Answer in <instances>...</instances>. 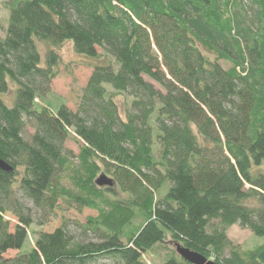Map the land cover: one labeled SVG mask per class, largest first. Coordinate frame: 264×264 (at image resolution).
Instances as JSON below:
<instances>
[{
	"label": "trees",
	"instance_id": "obj_1",
	"mask_svg": "<svg viewBox=\"0 0 264 264\" xmlns=\"http://www.w3.org/2000/svg\"><path fill=\"white\" fill-rule=\"evenodd\" d=\"M9 13L0 39V161L11 167L0 168V264H149L144 255L165 244L160 264H191L178 244L219 264H264V242L244 249L227 234L238 224L264 237V0H11ZM66 42L95 61L76 112L38 103ZM121 93L131 98L125 118ZM72 138L82 142L76 162L65 152ZM103 174L112 186L97 184ZM15 184L50 215L97 211L82 225L94 238L75 241L63 225L23 252L34 221Z\"/></svg>",
	"mask_w": 264,
	"mask_h": 264
},
{
	"label": "rangeland",
	"instance_id": "obj_2",
	"mask_svg": "<svg viewBox=\"0 0 264 264\" xmlns=\"http://www.w3.org/2000/svg\"><path fill=\"white\" fill-rule=\"evenodd\" d=\"M11 0H0V39L5 38L6 36V27L9 17V4ZM252 13V12H251ZM43 52L45 47L42 45ZM203 52L208 55L209 58L214 59V56L210 55L206 51ZM60 62H59V74L50 84V91L46 94L45 97L39 98V104H51L53 109H57L61 104H66L71 110L76 112L81 103V98L83 90L86 87L89 77L92 74L93 66L92 63L95 61L88 59L80 54H77L73 48L71 42H66L62 49L60 50ZM220 63L223 67H230L229 63L221 60ZM155 83V82H154ZM157 87H160L155 83ZM15 97V85L11 84L9 92L5 95V99L9 105L12 104ZM119 111L122 118L126 117L127 110L129 108L131 98L125 94H117L115 98ZM35 132L34 126L28 123L26 127V138L30 139V135H33ZM81 141L78 142L76 139H68L65 143V152L70 155V158L76 162L77 155L80 151ZM155 152H158V145L154 146ZM67 173L60 171V182L66 187L70 186V181L66 176ZM20 177H18L19 179ZM16 191L15 195L23 202L26 206H29L32 209V218L33 224L30 226L29 238L27 239L25 245L21 249L23 252L31 250L35 245L37 234L40 231H54L58 227L63 225L66 226V229L72 235L75 241L80 242H89L94 238V233L85 230L82 225H85L89 217L97 216L98 213L95 210L86 208L82 212L76 211L75 209L61 211L55 210V212L45 214L42 210L38 209L32 201L27 198L22 197L19 193L18 184L14 185ZM120 195V194H119ZM123 197V195H120ZM6 218L11 223V228L13 230L14 226L17 224L18 219L11 212L6 214ZM44 222V224H41ZM139 224V220L133 223L132 228H136ZM130 227V228H131ZM228 237L230 240L240 245L244 249H250L256 247L264 242L263 236H258L253 234L247 228H243L238 224L230 226L227 230ZM172 249L171 246L163 245L160 246L156 252L153 253V257L150 255H144L145 260L149 264H160L166 259L167 253ZM17 250L9 251L6 256L15 255ZM92 264H122L121 262L110 260V259H99Z\"/></svg>",
	"mask_w": 264,
	"mask_h": 264
},
{
	"label": "water",
	"instance_id": "obj_3",
	"mask_svg": "<svg viewBox=\"0 0 264 264\" xmlns=\"http://www.w3.org/2000/svg\"><path fill=\"white\" fill-rule=\"evenodd\" d=\"M0 168L5 170L11 169L10 165L3 161H0ZM96 182L100 186L113 185V180L104 174L99 176ZM176 250L181 257H183L186 261L190 262L191 264H219L214 260L208 259L204 255L190 250L189 248H185L179 244L176 246Z\"/></svg>",
	"mask_w": 264,
	"mask_h": 264
}]
</instances>
